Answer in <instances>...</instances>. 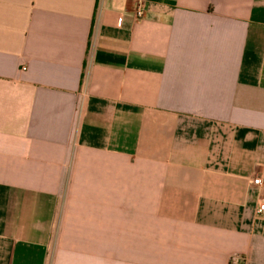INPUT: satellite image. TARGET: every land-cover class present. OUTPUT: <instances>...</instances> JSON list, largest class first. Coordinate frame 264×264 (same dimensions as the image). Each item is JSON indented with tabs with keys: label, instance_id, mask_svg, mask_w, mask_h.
<instances>
[{
	"label": "crops",
	"instance_id": "1",
	"mask_svg": "<svg viewBox=\"0 0 264 264\" xmlns=\"http://www.w3.org/2000/svg\"><path fill=\"white\" fill-rule=\"evenodd\" d=\"M255 177L264 0H0V264H264Z\"/></svg>",
	"mask_w": 264,
	"mask_h": 264
},
{
	"label": "built area",
	"instance_id": "2",
	"mask_svg": "<svg viewBox=\"0 0 264 264\" xmlns=\"http://www.w3.org/2000/svg\"><path fill=\"white\" fill-rule=\"evenodd\" d=\"M142 15V10L140 8L137 9L136 11V17H140ZM264 184V181L262 180L261 177H255L250 181L251 187H262ZM256 214L262 215L264 214V197L258 195L257 199V205H256Z\"/></svg>",
	"mask_w": 264,
	"mask_h": 264
}]
</instances>
